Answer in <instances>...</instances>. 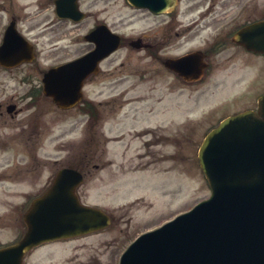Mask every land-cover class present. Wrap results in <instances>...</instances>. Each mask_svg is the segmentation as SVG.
Wrapping results in <instances>:
<instances>
[{"label": "rangeland", "instance_id": "rangeland-1", "mask_svg": "<svg viewBox=\"0 0 264 264\" xmlns=\"http://www.w3.org/2000/svg\"><path fill=\"white\" fill-rule=\"evenodd\" d=\"M79 2L86 16L58 25L50 0H36L33 11L44 7V16L35 21L31 34L40 50L39 69L91 50L93 43L83 35L95 24L105 23L120 35L119 47L99 62V72L86 83L85 95L100 101V114L94 126L90 120V127L85 114L56 115L57 122L47 132L42 148L4 151L0 242L10 243L21 235L22 212L41 192L47 176L59 166L78 167L75 158L82 156L87 165L81 167L85 175L78 190L81 201L100 205L118 220L100 233L65 242L57 251L61 258L46 259V264H76L70 248L90 239L116 237L126 245L136 234L158 227L208 197L209 188L196 161L205 129L232 108H240L242 101L247 104L255 85L260 93L264 89V57L249 58L230 43L223 46L222 54L230 59L214 56L210 74L193 86L178 80L163 63L166 58L210 46L236 24L260 18L264 0H180L175 16L134 8L127 0ZM214 18L218 21L213 22ZM137 38L149 46L132 47L129 41ZM32 73L39 78L38 69ZM125 76L129 78L114 82ZM5 77L0 73V78ZM3 83L4 96L17 91L9 79ZM76 121L77 126L71 127ZM57 134L59 138L48 141ZM59 141L67 144L59 146ZM146 142L156 145L147 147ZM47 249L36 252L33 259ZM24 260L28 264V255Z\"/></svg>", "mask_w": 264, "mask_h": 264}, {"label": "water", "instance_id": "water-1", "mask_svg": "<svg viewBox=\"0 0 264 264\" xmlns=\"http://www.w3.org/2000/svg\"><path fill=\"white\" fill-rule=\"evenodd\" d=\"M155 13L172 9L174 0H128ZM59 16L80 19L75 0H55ZM95 47L83 56L50 68L43 91L60 107L81 96L83 79L120 44V36L101 24L84 36ZM233 40L264 51V18L235 33ZM141 47L140 39L130 42ZM15 56L0 52V60ZM193 51L164 64L186 79L201 76L204 62ZM31 59V53L17 60ZM2 62V61H1ZM4 63V62H3ZM199 163L211 196L161 227L141 234L123 253L120 264H264V94L258 112L246 110L224 118L204 138ZM80 172L59 170L51 187L33 200L23 219L26 232L15 244L0 248V264H22L24 253L43 241L69 237L109 224L101 209L79 201Z\"/></svg>", "mask_w": 264, "mask_h": 264}, {"label": "flooded vegetation", "instance_id": "flooded-vegetation-1", "mask_svg": "<svg viewBox=\"0 0 264 264\" xmlns=\"http://www.w3.org/2000/svg\"><path fill=\"white\" fill-rule=\"evenodd\" d=\"M81 0H76V6L79 8ZM38 2V1H37ZM180 0H177L176 5L174 3L173 10L171 13L175 16V8L178 6ZM36 0H0V52L7 54H14L15 56H6L0 60V73H5V78H0V179L3 180L5 176L3 157L5 152L8 150H18V149H28L32 148H42L45 144L47 137L46 134L52 129V126L57 122L56 115H63L70 113L74 117L78 112H83V107L85 106L84 97L70 108H60L54 101L53 97L43 93L42 87V77L46 69L58 65L61 62L59 59L55 60L53 64L46 65V69H39L38 53L40 52L38 42L35 37L32 36L31 32L36 27V20H39L44 16L42 14V8L38 11H33ZM39 1L38 5H42ZM52 4L51 10L56 16V19L60 22L71 21L70 18L59 17L54 8V0H50ZM80 9V8H79ZM81 10V9H80ZM82 11V10H81ZM85 13V12H84ZM83 15V14H82ZM86 14L84 15V17ZM255 18L248 19L245 23L236 24L232 29H226L222 37H218L213 41L210 46L197 48L193 50L200 51L199 59L206 62V68L203 70L202 76L198 80H185L178 72H173L174 76L185 85L193 86L202 82L205 77L210 74L213 68V57L223 55V46L226 43H230L233 48L236 49L238 53H242L245 56L251 58H259L264 56L262 53H254L253 51L247 50L242 45L232 41L233 33L241 26L254 21ZM59 22V23H60ZM58 23V24H59ZM45 31V30H44ZM42 31L41 33H45ZM53 34L50 35V37ZM226 48V47H224ZM31 52L33 54V59L30 61L17 60V57L21 54ZM52 52L51 54H53ZM175 58V56H174ZM222 59H230L228 56L224 55ZM2 61V62H1ZM4 62V63H3ZM38 69L39 78H35V74L32 73L33 69ZM29 69L28 71H24ZM38 77V74H37ZM90 77V75L88 76ZM9 79L12 82L11 86H14L16 92H13L10 96H4L3 82ZM236 78H231L234 81ZM257 80V76L254 78L253 82ZM22 85V86H21ZM84 87V85H83ZM256 88V85H255ZM253 89L254 92L248 93L249 102L244 105L242 101V106L240 108H233L231 113H235L245 109H257V99L260 96V91L258 87ZM83 90V89H82ZM264 90L262 91V93ZM257 93V94H256ZM84 94V91H83ZM256 94V96H255ZM95 106L98 108L100 106L99 101L94 102ZM239 104V105H240ZM230 114V113H228ZM61 124V123H60ZM78 122H72L71 127L77 126ZM213 125V124H212ZM209 124V128L212 126ZM60 134L55 135V137L49 139L59 138ZM64 141H59V146H65ZM147 147L156 145L154 142H146ZM5 151V152H4ZM81 158L79 161L82 162ZM11 160H9L10 162ZM9 176V174H6ZM54 173H50L46 178V185L44 186L41 193H43L52 181ZM1 206V197H0ZM17 210V208H16ZM111 219L110 227L117 223L118 219H113L112 215H109ZM17 220V217H16ZM3 221V211L0 209V223ZM18 220L15 222L17 223ZM103 230H98L90 234L100 233ZM88 234V235H90ZM79 237L62 238L53 240L50 242L42 243L29 250V264H44L45 260L52 262L61 258L60 251L65 242L76 241ZM119 243L116 237L107 238H95L90 239L88 243H78L72 245L70 248L73 252V258L77 260L76 264H117L118 259L123 251V245ZM48 247L44 255H38L33 259L36 252L43 248ZM55 252H51V251ZM79 252V254L77 253ZM66 256V255H64ZM54 257V258H52ZM42 258V259H41ZM41 259V260H40ZM64 261H67L65 259ZM46 264V263H45ZM56 264H65L59 261Z\"/></svg>", "mask_w": 264, "mask_h": 264}, {"label": "bare ground", "instance_id": "bare-ground-1", "mask_svg": "<svg viewBox=\"0 0 264 264\" xmlns=\"http://www.w3.org/2000/svg\"><path fill=\"white\" fill-rule=\"evenodd\" d=\"M201 3V1H199V2H197V4H200ZM216 21H218L216 18H214L213 19V22H216ZM64 23H66L65 21L64 22H60L58 25H62V24H64ZM208 23H211L210 21L209 22H205L204 23V26L203 27H205ZM178 46H175V48H177ZM163 77V76H162ZM129 77H127V76H125V77H119V78H117L114 82H122L123 80H126V79H128Z\"/></svg>", "mask_w": 264, "mask_h": 264}]
</instances>
